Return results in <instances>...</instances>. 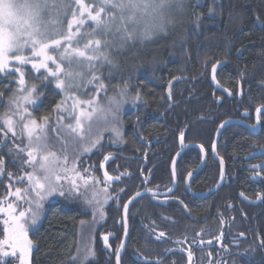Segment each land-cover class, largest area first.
<instances>
[{
    "label": "snow or ice",
    "instance_id": "6c2138e0",
    "mask_svg": "<svg viewBox=\"0 0 264 264\" xmlns=\"http://www.w3.org/2000/svg\"><path fill=\"white\" fill-rule=\"evenodd\" d=\"M186 3L187 0H0V79H8L16 85L6 105L0 104L5 108L0 113V183L5 177L9 181L6 191L0 193V257H15L18 264H31L34 245L29 231L40 220L50 198L82 200L92 210V224L105 219L104 209L110 201L119 202V192L124 189L120 188L115 197L110 189L121 176L129 177L130 173L113 176L105 168L108 161L114 162L112 153L104 155L105 133L109 134V144H124L123 107L143 101L139 92L134 96L129 94L127 83L113 87V94L108 95V88L97 73L105 64L116 67L111 49L166 33L168 26L174 24L173 10L184 11ZM200 19L197 14L194 20L197 27ZM219 66L217 62L211 68L213 81H216ZM50 84L59 90L61 99L49 113L36 118L30 109L37 105ZM88 86H92L91 92ZM101 93H104L102 100ZM262 114L264 105L256 108L257 123L250 126L253 133L259 127ZM52 131L56 132L54 137L49 135ZM184 139L185 133L180 131L182 147H186ZM199 147L203 150V145ZM4 148L13 157L12 161L5 160ZM211 149L215 151V144ZM96 153L102 156V162L85 167L82 158ZM8 163L19 167L21 174L14 176L7 171ZM220 163L223 164L222 158ZM251 167L264 170V164ZM101 169L102 176H95ZM175 175L173 162L172 176ZM259 175L257 171L252 179ZM191 176L192 172H188L187 177ZM147 179L144 177V182ZM220 179H224L222 170ZM146 192L157 197V192L150 188ZM142 196L143 193L137 191L120 205L125 236L129 205ZM259 198L264 199V193H260ZM180 204L188 208L183 201ZM85 223L81 221L82 226ZM164 236L165 233L160 232L156 239ZM103 241L111 247L108 235ZM186 242V238L176 241L177 244ZM260 243L264 246V240ZM193 244L199 246L205 241L198 239ZM191 247L189 245L187 250L188 264L193 259ZM121 249L123 244L116 253L117 264ZM94 256L89 235L72 257L73 264H88ZM145 264H161V261L146 260Z\"/></svg>",
    "mask_w": 264,
    "mask_h": 264
},
{
    "label": "trees",
    "instance_id": "16d2710c",
    "mask_svg": "<svg viewBox=\"0 0 264 264\" xmlns=\"http://www.w3.org/2000/svg\"><path fill=\"white\" fill-rule=\"evenodd\" d=\"M209 9L212 10L211 15ZM197 14L201 16L199 27L194 23ZM263 16L264 0H187L184 11L173 10L174 24L168 26L166 33H159L143 42L140 40L129 42L123 48L110 50L116 67L105 64L99 72L108 88V95L113 94V87H123L127 83L129 94L134 96L139 92L143 101L135 106L129 105L127 109L126 104L123 107L125 111L121 113V119L125 143L111 145H107V141L104 143V155L112 153L114 157V162L110 160L105 164L109 174L116 176L128 172L130 176H121L120 181L113 183L112 194L117 193L120 188L124 191L119 192L118 203L109 202L105 210V219L95 224H92L91 213L85 210L78 199L66 200L62 197L48 201L42 218L29 231L30 239L36 245L31 264H73L72 257L76 256L77 248L87 240L84 239L83 232L88 228L92 242L97 245L95 256L89 259L88 264H95L97 258H103V253H107L102 242L104 235L110 236L109 244L112 251L117 250L124 232L123 209L120 205L126 203L137 191L168 188L169 185L157 187L151 171L148 170L154 162L160 161L162 164L166 163L168 174L169 163L179 148V132L184 131L186 143L203 145L209 149L220 125L235 118L234 108L228 106L226 102L221 105L178 103V86L185 81L189 69L202 65L199 63L200 59L209 60L214 56H219V60L227 58V55L214 54L213 51L245 50L242 64L248 66L254 64L257 67L263 62L264 65V33L250 30L256 28V20L262 19ZM252 60L254 63H250ZM211 65L207 63L206 66ZM15 87L16 85L11 84L8 79H0V92L3 93V101L0 104L6 105ZM44 92L42 100L32 109L36 118L49 113L61 99L58 91L50 86ZM243 92L247 98H252L250 89ZM247 106L245 102L243 107L248 109ZM4 110L5 108L0 106V113ZM188 111H191L194 117L190 124L186 119ZM51 115L53 118L55 113L52 112ZM236 130V126L226 127L221 133L219 145L220 156L228 164L229 177L237 173V170L232 168L235 166L232 152L252 143H255L256 147H264V137L241 136L235 139L233 136ZM141 145L144 147L143 150L149 152L143 160L137 157V150ZM159 146L167 147L164 153L168 158L157 160L152 156L153 150L156 151ZM149 147H152V151ZM3 153L6 161H12L13 157L8 155L7 148L3 149ZM196 153V150L189 152L192 155ZM189 160L191 163L195 162L193 158ZM97 161L102 162L99 153L87 156L85 167L95 165ZM146 161L148 165L144 166ZM185 162L186 156H183L180 166ZM6 170L11 171L14 176L21 174L19 167L11 163L7 164ZM95 173L101 177L102 169ZM143 174L148 175L153 181L144 182ZM163 176L164 174H161L159 177ZM237 179L238 177L233 178L234 181ZM241 179L240 175L239 180ZM8 182V178L5 177L3 183H0V193L6 191L5 186ZM213 185L191 183L192 189L199 192ZM251 187L253 186L250 184L232 182L213 197L194 199L187 194L184 186H180L175 196L178 199L163 203L150 197L140 199L129 212L130 240L124 258H131L129 255L131 250H142L146 255L151 253L150 229L154 227L157 216L164 218L173 215L178 218L180 215L173 212L194 210L208 212L207 222L204 224L208 228V238L218 236L219 233H223L224 238L223 240L217 238L216 241H224L227 236L233 234L239 238L240 244L234 249H223L225 257L237 264H264V246L260 243L264 240V199L260 207L254 208L241 203L238 198L240 193L251 197L252 191H249ZM256 190L258 193H264V177ZM254 196L256 198L257 194ZM180 201L187 204L188 208L185 209ZM215 211L218 217L214 216ZM88 219L91 223L85 224L88 225V228H85L81 221L86 222ZM210 249L215 256L216 251L220 250L217 247ZM10 261L11 264H15L12 260L3 261L0 257V264H9Z\"/></svg>",
    "mask_w": 264,
    "mask_h": 264
},
{
    "label": "flooded vegetation",
    "instance_id": "af4514ba",
    "mask_svg": "<svg viewBox=\"0 0 264 264\" xmlns=\"http://www.w3.org/2000/svg\"><path fill=\"white\" fill-rule=\"evenodd\" d=\"M250 30L260 31L261 33H264V16L262 19H257L256 28H250ZM244 51L245 50L238 52L237 50H233V49L213 51L214 54L227 55V58L219 60V56H214L209 60L200 59L199 63L202 65L197 66L196 68L189 69L185 81L181 82L177 88V90L179 91L178 93L179 98L177 99L178 103L179 102L184 104L198 103L200 105H204L207 103L215 105L216 103L218 105H221L226 102L228 106L233 107L235 118L229 120H236L239 123V124H231L232 126L237 127L235 136H233L235 139L240 138L241 136L244 137L250 136L252 138L264 137V114H262L260 117L259 127L257 131L253 133L250 128L251 125H255L257 123L256 108L260 107L261 105H264V65L263 62L261 65L257 67H255L254 64L253 66L252 64L251 66L242 64L241 60L243 59ZM217 62H219L220 64V66L217 67L216 70V81L219 82V84H217L218 88L215 87L213 83L212 73H211L212 66ZM207 63L212 64L211 67H207L206 66ZM250 63H254V60H252ZM247 89L251 90L252 98H247L246 93L243 92L244 90ZM229 92L231 93V95H229ZM245 102H247L248 104L247 106L248 109L243 107V104ZM186 116H187L186 118L187 122L189 124L192 123L193 120L192 118H194L192 116V112L188 111ZM220 143H221V137H220L219 145ZM178 144H179L178 151L175 153V155L172 157L169 163L168 174L166 172V167H165L166 163L162 164L160 163V161L154 162L153 166L148 170L151 171V175L153 176L154 182L157 185V187H160L162 185H169L168 188L172 189L171 192L168 191V188L165 190H163L162 188L152 189L154 192H157L159 194H163V193L168 194L167 196H163V197L147 196L156 199V201L159 203L178 199L175 198V196L180 186H184L187 194L190 197L194 198L187 190L186 187L187 183L190 185L191 190L195 194H204L210 191L211 189H213L220 181L221 165L218 161L215 160L212 154L211 147L207 149L204 146H203V151L205 152L206 156H204L203 152L197 149L186 150L176 165V169H175L176 175L175 177H173L171 170L172 162L174 160V157L177 155V153L183 148L182 146H180L179 141ZM190 144L191 143L188 144L184 141V145L187 146ZM219 145L217 148V157L221 159L222 157L220 156ZM149 148L152 151V147ZM166 148L167 147L163 148L161 146L157 147L156 151L153 150L152 156L155 157L157 160L168 158V156H166V154L164 153ZM138 149L139 150H137L138 151L137 157L139 160L140 159L143 160L149 152L147 153L145 150H143L144 149L143 145L138 147ZM193 150H196L197 153L195 155L189 154V152ZM261 150H264V147H256L255 143H252V144L244 145L243 148H241L240 150H235L234 153L232 152L233 154L232 158L235 163V166H232V168L237 170V173H235L233 177H229L228 168H227L228 164L222 158L226 167L224 186H229L230 184H232V182H237L239 184H250L251 186H253L249 189V191H252L251 193L252 196L248 197L244 194L243 196L254 202L260 199L259 198L260 193H258L256 189L257 186L263 181L264 170H253L251 166L257 164H264V152L263 151L260 152ZM183 156H186V162L184 163L183 166H180V161ZM190 158L195 159V162L191 163L189 160ZM203 163H204V167L202 168V170H200L195 175L191 176V178L187 177L188 172L193 173L194 171L198 170ZM214 164L216 166H213ZM145 165H148L147 161L144 162V166ZM143 170L144 169L141 170L142 173ZM257 171L260 172L259 177L257 179H252V177L256 175ZM161 174H164L162 178L159 177ZM240 175L242 177L241 180H239ZM144 177L148 178V175L143 174L142 178ZM236 177H238V179L234 181L233 178ZM147 180L149 182L153 181L150 178H148ZM192 182H195V184L197 185H208V184L210 185L215 184V185H213L211 188L205 191L199 192V191H194L192 189L191 187ZM174 185H176V188L173 191ZM221 189L219 191H221ZM142 191H146V189ZM255 194H257L256 198H254ZM214 195L210 197H213ZM240 195L241 193L238 195L240 202L249 207L257 208L260 207V205L262 204L263 199H261V203L259 205H254V206L249 205L240 198ZM194 199H199V198H194ZM189 213H191V216L189 215ZM207 213H208L207 211L197 212L194 210H178L176 212H173V214L180 215L178 218H175L173 215L167 217L165 216L164 218H162L161 216H157V218L155 219L156 223L154 224V227L150 229V231L152 232V235L149 238V243L151 244V249H152L151 253L146 255L143 253L142 250L141 251L131 250L129 252L131 258L125 259L124 257L127 254V248H128L127 245V248L121 260V264H145L146 260L148 261L159 260L161 261V264H188L187 250L189 248V245H192L191 251L193 253V259L191 264H209V260L211 261V264H237V262H233L231 261L230 258L224 256L223 249H230V250L234 249L236 246L240 244L238 243L239 238L237 236H234L236 234H233L227 236L224 241H216L217 238L223 240L224 236H221L220 235L221 233H219L218 236L208 238L207 237L208 228L204 225L207 222ZM213 213L215 214L214 216L218 217L216 211ZM229 213L233 214L234 212H229ZM197 216L199 217L194 219ZM198 224L201 225L198 226ZM160 232H164L165 236L157 240L156 237L159 235ZM197 233H200L199 237L197 236ZM108 238H110L109 235ZM185 238L187 240L186 243H181V244L176 243L177 240L184 241ZM198 239H203L205 241V244L199 246L193 244V241ZM129 240H130V236H129ZM153 240L155 241L153 242ZM208 240L212 241L210 245L207 244ZM102 242L104 245L103 239ZM96 247L97 245L95 246L94 243L93 248L95 253H96L95 250ZM103 247L107 253L106 254L103 253L104 255L103 258H97L95 264H115L116 253L120 248V246L115 251L114 250L112 251V249L110 250L107 249L105 245ZM210 247H217L220 249L216 251L217 256L213 254V251H211ZM209 253L212 254L211 257L209 256Z\"/></svg>",
    "mask_w": 264,
    "mask_h": 264
},
{
    "label": "water",
    "instance_id": "95a60500",
    "mask_svg": "<svg viewBox=\"0 0 264 264\" xmlns=\"http://www.w3.org/2000/svg\"><path fill=\"white\" fill-rule=\"evenodd\" d=\"M213 83H214L215 87L218 88V85H217L216 81H213ZM225 122H227V123H225ZM225 122L223 123L224 127H223V128L219 127V129H218V131H217V133H216L215 141H214V144H215V151H214V152L212 151V154H213L215 160L218 161L219 163H220V160H221V159L217 157V148H218V145H219V142H220V137H221V133H222L223 129L226 128L227 126L231 125V124H239L236 120H227V121H225ZM180 146H181V144H180ZM188 149H197V150L203 152V153H204V156H206L205 152L199 147V145H196V144H190V145H187L186 147H183V148L178 152L179 155H176V156L174 157L173 162H175V169H176V165H177V163L179 162L181 156H182L183 153H184L186 150H188ZM262 151L264 152V150H261L260 152H262ZM178 153H177V154H178ZM173 162H172L171 170L173 169ZM220 165H221V163H220ZM203 167H204V163L200 166V168H199L198 170H196V171H194V172L192 173V176L195 175L196 173H198L200 170H202ZM105 168H106V167H105ZM221 170H222L223 173H224V179H223V181H221V179H220V181L218 182V184H217L213 189H211L210 191H208V192H206V193H204V194H195V193L191 190L190 185L187 183L186 187H187L188 192L191 194V196H193L194 198L205 199V198H208V197L214 195L215 193H217V192H218V191L224 186V184H225L226 167H225L224 162H223V164L221 165ZM102 172H103V169H102ZM255 182H257V181H255ZM175 188H176V185L173 186V191H174ZM141 193H143V196H142V197H137L136 200H134L133 203L129 205V212H130L131 208L133 207V205H134L137 201H139L140 199H142V198H144V197H147V196H153L151 193L146 192V191H141ZM167 195H168V194H164V193H163V194H159V193H157V196H160V197L167 196ZM240 198H241L244 202H246L247 204H249V205H253V206H254V205H259V204L261 203V199H259L258 201L254 202V201H251V200H249V199H247V198H245L244 196H241V195H240ZM130 199H131V198H130ZM129 212H128V216H129ZM122 216H123V229H124V228H125V220H124V214H123V213H122ZM126 227H127V235L125 236V233L123 232V238H122V242H121V244H123V249H121V250L119 251V255H120V261H119V264H121L122 257H123V255H124V253H125V250H126V248H127L128 242H129L130 229H129V224H128V217H127V221H126ZM104 245H105V243H104ZM108 245H109V238H108ZM105 247H106L107 249H109V250L111 249L110 247H108V246H106V245H105ZM119 249H120V248H119ZM115 264H117L116 259H115Z\"/></svg>",
    "mask_w": 264,
    "mask_h": 264
},
{
    "label": "rangeland",
    "instance_id": "374dc122",
    "mask_svg": "<svg viewBox=\"0 0 264 264\" xmlns=\"http://www.w3.org/2000/svg\"><path fill=\"white\" fill-rule=\"evenodd\" d=\"M70 18V17H69ZM29 68H30V66H28ZM97 75H100V73H97ZM26 77H27V74H26ZM11 84H14V83H11ZM50 87H52V88H54L55 89V86L54 85H52V84H50L49 85ZM91 89H92V86H88V91L89 92H91ZM56 90V89H55ZM57 91H59V90H57ZM12 94V93H11ZM103 96H104V94L103 93H101V100L103 99ZM42 100V98L39 100V101H37V105L39 104V102ZM36 105V106H37ZM129 105L130 106H132L130 103L129 104H126V106H125V109H127V108H129ZM35 107V106H34ZM33 107V108H34ZM32 108V109H33ZM32 109H30L31 111H32ZM125 109H123L122 110V112H124L125 111ZM121 112V113H122ZM53 120H55V116L52 118ZM49 135H50V137H54L55 135H56V132L55 131H52V132H50L49 133ZM108 136H109V134L108 133H105V140H104V143H106V141L108 142ZM107 145H111V144H109V143H106ZM86 157L87 156H85V157H83L82 159L85 161L86 160ZM17 163L19 164V161L17 160ZM95 176H97V174L95 173ZM98 177V176H97ZM110 191H112V189H110ZM117 195V193H113L112 195L113 196H115V195ZM57 198H62V197H53V198H50V200H56ZM49 200V201H50ZM74 200V199H73ZM82 204H83V206H84V208H85V210H88V212H90L91 213V217L93 218V216H92V210H91V208H89V207H87L83 202H82V200H80V199H78ZM47 203V202H46ZM46 203H45V205H44V209H43V212H42V215H41V218H42V216H43V214H44V210L46 209ZM106 207H107V205L105 206V209H104V211L106 210ZM40 218V219H41ZM40 221V220H39ZM103 221V220H102ZM91 222H89V219L86 221V223L85 224H90ZM85 228H88V225H85ZM89 228L88 229H85L84 230V232H83V237H84V239H86L90 234H88L89 233ZM88 235V236H87ZM29 238H30V236H29ZM94 244V242H92V245ZM33 249H32V252H31V257H30V262H31V260H32V254H33V252H34V250L36 249V245L33 243ZM2 260L3 261H6V260H13L16 264H18V261L16 260V258L15 257H2Z\"/></svg>",
    "mask_w": 264,
    "mask_h": 264
}]
</instances>
